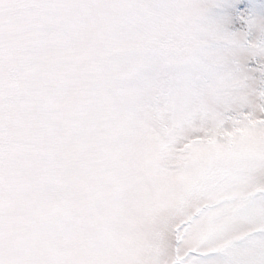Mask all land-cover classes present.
<instances>
[{"label":"snow or ice","instance_id":"1","mask_svg":"<svg viewBox=\"0 0 264 264\" xmlns=\"http://www.w3.org/2000/svg\"><path fill=\"white\" fill-rule=\"evenodd\" d=\"M0 264H264V0H0Z\"/></svg>","mask_w":264,"mask_h":264},{"label":"rangeland","instance_id":"2","mask_svg":"<svg viewBox=\"0 0 264 264\" xmlns=\"http://www.w3.org/2000/svg\"><path fill=\"white\" fill-rule=\"evenodd\" d=\"M86 22L91 23V17L86 18ZM36 23L35 14L25 9L12 12L5 22L9 44L25 49V55L9 65L7 70L10 78L9 95L11 99L26 94L28 91L26 77L34 69L37 56L31 36ZM93 39L95 37H89L83 42L89 43Z\"/></svg>","mask_w":264,"mask_h":264}]
</instances>
